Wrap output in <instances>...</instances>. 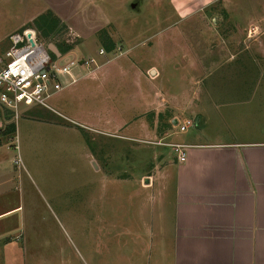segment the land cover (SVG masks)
<instances>
[{"label": "rangeland", "instance_id": "rangeland-1", "mask_svg": "<svg viewBox=\"0 0 264 264\" xmlns=\"http://www.w3.org/2000/svg\"><path fill=\"white\" fill-rule=\"evenodd\" d=\"M34 1L0 0V35L7 36L0 59L7 62L8 36L18 32L47 45H72L97 64L78 67L74 76L86 80L49 100L75 124L41 107H22L17 117L0 108V117L11 119L3 124L17 128L0 138V264H162L157 241L173 224L172 211L163 216L172 207V189L163 204L164 193L146 189L142 177L150 175L154 188L164 189L161 178L177 155L159 144L158 115L197 121L192 102L205 89L218 106L205 107L198 129L178 134L171 128L175 142H193L200 129L227 141L264 142V53L252 47L255 38L243 39L241 52H222L219 22L177 23L165 0H105L91 36H76L69 20L46 38L28 20L38 9ZM105 26L116 49L100 56ZM190 27L205 47L179 53L184 46L169 29ZM109 62L110 77L102 81L100 68ZM169 245L170 239L168 255Z\"/></svg>", "mask_w": 264, "mask_h": 264}, {"label": "crops", "instance_id": "crops-1", "mask_svg": "<svg viewBox=\"0 0 264 264\" xmlns=\"http://www.w3.org/2000/svg\"><path fill=\"white\" fill-rule=\"evenodd\" d=\"M104 1L35 0L34 4L38 9L28 20L34 22L40 16L51 12L60 22L62 21L61 26L64 25L63 21L70 20L74 24L73 32L78 34L76 36L87 37L91 36L93 34L91 32L96 28L95 21L101 20L100 3ZM165 5L172 10L169 17L177 23L183 21L202 23L209 20L219 22L222 27L219 33L222 39L221 51L226 54L241 52V42L245 38L248 40L255 38L257 41L252 42V47L257 53H264V0H165ZM137 6L138 3L133 5V8L136 9ZM87 20L93 21V24L86 23ZM178 25L180 24L171 28ZM195 25L193 24V27ZM107 27H101V32L106 31L113 40L106 30ZM171 28L169 31H172L173 41L184 46V50L179 53H198L205 47V42L198 40L200 33L197 30L193 31L190 27L186 32ZM201 34L206 37L205 33ZM12 35L10 34L8 39ZM6 37L0 35V43ZM154 37L157 38V35ZM99 42L101 43L100 39ZM58 52L60 53L59 49ZM108 64L110 62L99 67L103 74V77L100 75L102 81H107L110 77L107 72L109 66L106 67ZM80 78L73 84L69 78H64V85L57 86L54 94L62 92L68 85H77L83 79L86 80V77ZM98 79L99 82L100 77ZM215 84L214 81L209 85ZM96 89L98 91V85ZM207 93L208 91L204 89L203 94L202 91L194 94L192 103H195L197 109L194 110V106L191 111L194 120L197 121L191 128L198 129L202 124L204 114H208L205 111L207 105L218 106L215 105L218 101L215 102ZM30 109L32 108H25L32 111ZM163 118L159 120L163 130L161 132L157 130L162 133L158 138L159 143L164 141L169 145L179 144L173 140L177 133L170 135L168 132L171 128L177 132L178 126L184 122H180L177 117L167 121L165 116ZM5 127L0 120V130H4ZM195 136L193 142L190 140L182 142V145L190 147L185 162L181 163L176 159L174 163H169L166 167L168 175L165 173L167 176L164 180L160 177L164 189L154 188V179L150 175L142 177L146 189L164 193L163 204H166L165 196L172 189V207L164 211L163 216L166 219L167 212L172 211L173 224L171 222L169 236L164 233L166 229L162 230L157 241V244L159 242L163 247L159 259L162 256V264H264V142L227 141L219 133L211 137L201 129ZM169 138L172 139L169 141ZM165 147L171 148L174 152L172 147ZM150 238H153L152 234ZM169 239L172 245H169L168 255L165 253L164 245ZM150 241L154 244L153 240ZM153 244L149 245L152 250L157 247Z\"/></svg>", "mask_w": 264, "mask_h": 264}, {"label": "built area", "instance_id": "built-area-1", "mask_svg": "<svg viewBox=\"0 0 264 264\" xmlns=\"http://www.w3.org/2000/svg\"><path fill=\"white\" fill-rule=\"evenodd\" d=\"M9 40L11 46L6 53L7 62L0 59L1 110L9 111L17 117L22 107H41L75 124L49 105L54 94L50 90L53 86H62V79L66 77L72 84L76 83L78 79L74 77V72L77 68L95 65L97 61L92 58L82 59L75 51L54 55L50 52V46L35 35L26 38L16 33ZM105 54L104 49L99 52L100 56ZM194 125L190 120L185 121L178 126V130L186 133ZM159 144L172 147L179 162H185L189 146Z\"/></svg>", "mask_w": 264, "mask_h": 264}, {"label": "trees", "instance_id": "trees-1", "mask_svg": "<svg viewBox=\"0 0 264 264\" xmlns=\"http://www.w3.org/2000/svg\"><path fill=\"white\" fill-rule=\"evenodd\" d=\"M60 21L58 18H56L51 12L40 16L37 20L34 21V26L40 30L43 35L47 38L53 34L57 28L60 25ZM99 39L101 41L103 49L107 53H112L116 49V45L114 41L108 36L106 31L101 32L99 35ZM56 47L59 49L60 53L64 54L67 53L68 51H71L74 49L72 45H66L65 43H58L56 44ZM4 111V110H3ZM5 113H8L7 116H14L11 112L5 111ZM2 120L3 118L0 117ZM163 116H159V120H163ZM5 122L10 121L11 119H3ZM170 126V124H169ZM17 128L15 123H9L6 125L4 130H0V138L3 137H12L16 134Z\"/></svg>", "mask_w": 264, "mask_h": 264}, {"label": "water", "instance_id": "water-1", "mask_svg": "<svg viewBox=\"0 0 264 264\" xmlns=\"http://www.w3.org/2000/svg\"><path fill=\"white\" fill-rule=\"evenodd\" d=\"M50 52L52 54H54V55H58L59 54L58 49L54 45L50 46Z\"/></svg>", "mask_w": 264, "mask_h": 264}]
</instances>
